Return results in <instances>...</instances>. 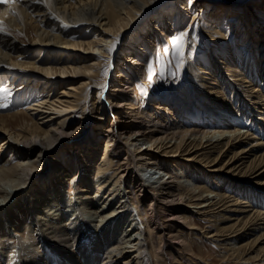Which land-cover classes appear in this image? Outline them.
Instances as JSON below:
<instances>
[{
  "label": "bare ground",
  "instance_id": "bare-ground-1",
  "mask_svg": "<svg viewBox=\"0 0 264 264\" xmlns=\"http://www.w3.org/2000/svg\"><path fill=\"white\" fill-rule=\"evenodd\" d=\"M214 1L46 0V4L45 1L11 0L0 3V22L8 30H26L30 38L29 43L22 44L19 33L14 32L13 36L0 33V81L7 77L9 87L17 86L19 81L22 85L18 89L32 87V83L23 84L30 77L18 72L17 65H21L38 68L48 77L93 72L97 84L109 87L104 95V89L96 92L92 108L95 130L101 133L93 132L81 143L77 134L80 124L68 128L64 118L40 124L23 108L0 113V130L9 132L0 139V264H57V261L61 264H145L141 248H151V245L157 259H165L161 261L163 264H177V252L193 254L184 231L187 229L195 237L198 226L189 214L199 208L196 211L208 218L214 198L205 193L219 186L210 187L209 180L198 175L195 169L180 168V172L170 174L167 164L174 160L146 148L167 144L162 151L175 153L190 144L199 146L204 139L208 142L221 136L216 139L220 142L231 139L226 136H244L249 130L264 137V107L258 113L251 108H257V101L264 100V0H228L225 4ZM17 3L20 4L16 11L10 6L16 7ZM202 13L207 14L206 26H201ZM149 14L153 15L150 16L154 19L153 25L149 20L141 23L139 19ZM195 26L209 39L218 34L224 41L210 52L196 56L195 62L189 61L192 79L197 84L203 78L201 70H208L215 78L214 69L222 79L216 90L227 87L232 90L231 96L215 102L187 86L172 100L156 97L155 102L152 100L142 107L135 91L139 83L137 75H143L145 54L158 39L171 42L173 30L187 34L185 47ZM83 27L95 31L94 37L73 38L82 32L76 29L83 30ZM139 28L141 33H135ZM116 34L121 40L118 49L109 51L108 45ZM218 42L221 43L220 39ZM82 47L95 48L100 53L94 55L93 62L81 65L58 56L63 49L67 52L70 48ZM38 49L47 54L55 50L56 54L39 61L25 60ZM119 54L125 55L121 61ZM106 66L112 70L117 68L108 82L107 74L103 78ZM223 66L222 71L227 70L231 79L221 75ZM241 79L253 84L252 90L256 93L249 95L255 103L252 106L237 88ZM57 80L46 77L42 85L44 89L50 87L46 96ZM23 93L16 91L13 100H23ZM75 93L79 97L75 103L54 99L49 104L53 110L49 112L62 116L81 106L84 113L88 103L81 102L80 93ZM107 114L112 115L102 127L100 123ZM241 119H248V123L251 120V126H239ZM254 136H251L253 140L261 138ZM73 151L78 154L74 155ZM123 151L127 153L125 157ZM50 159L55 167L41 180L46 161ZM140 170L150 171V179ZM67 183H72L77 191H65ZM185 188L187 192L183 191ZM235 189L250 191L255 201L256 195L263 196L260 201H264V193L251 187L236 186ZM219 231L212 235L221 234ZM138 240L142 242L140 246ZM228 244L234 257L241 259L243 250L231 241ZM136 246L139 251L134 256L131 247ZM258 259L259 262L242 264H264V257Z\"/></svg>",
  "mask_w": 264,
  "mask_h": 264
},
{
  "label": "rangeland",
  "instance_id": "rangeland-1",
  "mask_svg": "<svg viewBox=\"0 0 264 264\" xmlns=\"http://www.w3.org/2000/svg\"><path fill=\"white\" fill-rule=\"evenodd\" d=\"M44 1L47 4L46 0ZM225 1L228 0H216L214 2L223 3ZM19 4L20 3H17L16 7L14 5H11L10 7L17 11ZM150 16L153 15L149 14L139 20L141 23L149 20V23L153 25L152 23H154V19ZM206 16V13H202L201 26H206L209 23ZM188 19H190V16L189 18L187 17V20L183 25H186ZM6 30L11 33V36L14 35V32L19 33L21 39L19 42L22 44L27 42L29 43L30 38L26 34V30L20 31L14 28ZM80 31L82 32L80 33ZM76 32L80 33L76 35L77 37H73L76 39L93 38L95 35V31L88 30L86 27H83V30L77 28ZM180 32L181 31L175 32V30L171 31V39H173L174 35L179 34ZM135 33L140 34V28L137 29ZM191 35V39L187 42L185 47L183 44V48H185V50L183 51L182 48V57L177 55L175 47L172 46V41L161 42L158 39L156 44L147 51L145 54L146 60L143 75H137V81L139 83L136 84L137 91H135V97L142 103V107L152 100L155 102L157 99L156 97H163L164 99L172 100L176 93L182 92V90L187 86H189V88L193 91L199 92L215 102L219 101L221 98L225 97L227 99L231 96L232 90H228L227 87H223L224 90L222 89L219 92L216 90L217 86H220L222 79H219L220 75L214 69L212 72L216 76L215 78L212 77V74H209L208 70H201L200 75L203 78H199L197 84H195V80L192 79L189 66L196 56L199 54L204 55L205 53L210 52L211 48L215 45L222 44L224 41L223 37L215 34V38L209 39V36L207 34L204 35L202 29H197L196 26L191 29ZM117 37H120L119 34L115 35L110 44L115 45L114 50L118 49L119 42L121 41L118 39L117 42ZM219 39L221 43L218 42ZM97 42L99 44L103 43V41ZM127 42L132 45L131 40H128ZM116 51L114 52L116 53ZM54 52L56 54L55 50ZM54 52L47 54L46 52H42L38 49L33 53V55L25 58V60L35 59L39 61L41 59L52 58L55 56ZM98 53H100L98 49L94 48L87 50L82 47L70 48L67 52L63 49L58 56L61 57V59H67V61L69 59L73 61L76 60V63L81 65L93 62L94 55ZM124 57L125 55L119 54L120 61ZM181 59L183 60L182 65L180 64ZM195 61L196 60L193 62ZM18 66L20 67L18 72L30 77V79L25 81L23 84L27 83L28 86L32 83V87L30 86L28 88L22 86L18 89L17 87L22 85L20 81L17 82V86L15 85L13 87H9V84L6 82L7 77L1 80L0 88H7L11 95L8 96L7 101H0L6 102L8 105L7 107L0 108V113H8L17 110L18 108H23L24 110H27L28 116H32L40 124L50 123L52 120L64 118L67 121L66 125L68 128H75L80 124L77 133L78 137L80 136L78 138V142L80 143L85 142L93 132H97L95 130L96 127H94L95 119L92 117V108L95 101L94 97H96V92L99 90L104 89L103 95L106 94L109 87L108 84L106 87L97 84L94 80L95 73L92 72L87 74V72L82 71L81 74H77L76 76L73 73H67L69 76H63V74L49 76L51 78H57L58 80L55 87L50 89L49 92L51 93L49 96H46L48 94L45 93L50 87L44 89L42 85L46 77L49 78L48 74L38 68L31 69L29 66L17 65V67ZM107 69L109 68L106 66L103 78H105V74H107L106 79L108 82L110 77L114 76L116 73L117 68H114L113 70L111 68L109 70ZM223 69L224 66L221 68V75L225 74V78L231 79L230 77H232V75L229 74L227 70L225 72L222 71ZM22 70H26L29 73L23 72ZM237 85L239 92L243 91L241 92V97H243L247 104L252 106L251 103H254V100L251 99L249 95L256 93L252 90L253 84L250 85L248 82H244L243 79H241L238 80ZM81 86L84 88L83 91H81ZM16 91L24 92L23 100L16 102L13 100L16 96ZM75 92L80 93L81 102L88 103L84 113H82L83 110L81 106H78L77 110L71 111L62 116H57L55 112H49V110H53L49 107V104L54 99H59L62 103H75L76 98H79ZM256 105L257 108L251 107L254 113H258L260 108L264 107V100L260 99V102L257 101ZM111 115L112 114H107L105 116L103 122L100 123L102 127H105L109 123ZM241 120L242 121L239 126L250 127L252 124L251 120H249L250 123H248V119ZM252 132L255 131H246L243 133L244 136L235 138L233 136H226L231 137V139L220 138L222 139H219L220 142L216 139L221 136H215L212 141L207 142L204 139L199 146L190 144L189 146L183 147V150L175 153L162 151L167 144L162 147L160 146V148L150 147L147 144L143 146H148L146 149L161 155L163 158L174 160L170 161L168 163L169 165L167 164V170L170 174L180 172V168H183L184 171H186V169H195L198 171V175L200 174L201 176H205V178L209 180L208 184H210V187L219 186L216 189L214 188L215 191H207L205 193L206 195L208 193L209 197L214 198V202H212V204H214L210 207V217L208 216V218H206L204 217V214L197 212L196 210L199 208H194L193 210L195 213L189 214L198 226L195 232V234L198 235L193 237L188 234L189 232L187 229L184 231L186 238L189 239L193 248V254L186 255L183 252H177V264H242L244 262L251 263L252 261L259 262L258 258L264 257V201H260L261 198L263 199V196L260 197L256 195L257 201H255L251 199L250 191L243 190L242 192H238V190L235 189L236 186L245 188L251 187L257 190V192L264 193V137L262 135L258 136L259 134L257 132ZM8 133L9 132L4 129L0 130V139L7 136ZM97 133L100 134L101 132ZM253 135H256L254 136L256 138H261L253 140L251 137ZM75 151H73V153L74 155H77L78 152ZM126 154L127 153L123 151L122 156L125 157ZM216 156H218V158L214 160ZM97 159L98 155L94 160L95 164L97 163ZM46 162L47 166L45 167V171L41 173L42 175L40 174L41 180L47 178L49 170H52L55 167L51 159ZM173 162L176 164L173 165ZM76 172L77 169H74L73 173ZM140 172L146 179H150V171L146 172V170H140ZM161 173L164 174L165 172L162 171ZM65 185V191H77L72 183H67ZM153 185H155L154 182ZM183 191L187 192L188 190L185 188ZM3 211L5 210L3 209L2 212ZM123 226L126 227V224L124 223ZM216 231L222 232L221 234L212 235V232ZM229 241L234 243L241 249V251L243 250L244 254L241 259L234 257L233 252L229 247L230 245L228 244ZM141 243L142 242L140 241L138 246H140ZM136 248L137 246L135 248L131 247V251L134 256L138 255L139 250H136ZM141 250L143 253L142 258L145 259V264H163L162 262L165 259L161 260L162 262L157 259L158 255L152 245L151 248L144 246ZM259 253L261 254L260 257L254 258V256ZM237 260H240V262H237ZM57 264H61V262L57 261Z\"/></svg>",
  "mask_w": 264,
  "mask_h": 264
},
{
  "label": "snow or ice",
  "instance_id": "snow-or-ice-1",
  "mask_svg": "<svg viewBox=\"0 0 264 264\" xmlns=\"http://www.w3.org/2000/svg\"><path fill=\"white\" fill-rule=\"evenodd\" d=\"M11 2V0H0V3H8ZM37 3H41L44 2V0H36ZM0 33L4 34V35H11L10 32H8L6 30V27L3 25L2 22H0ZM187 34L186 33H179L174 35L173 39H172V46L175 47L177 55L182 57L183 56V52H182V48H183V44L185 41ZM118 37H117V42H118ZM115 47V45H108V49L109 51L113 50ZM180 64H183V60H180ZM175 75V74H174ZM0 101H7L8 96L11 95V93L9 92V90L7 88H0ZM7 103L6 102H0V108L2 107H7Z\"/></svg>",
  "mask_w": 264,
  "mask_h": 264
}]
</instances>
